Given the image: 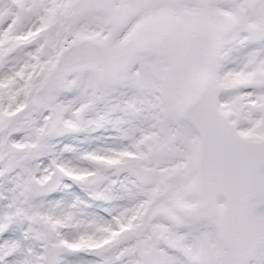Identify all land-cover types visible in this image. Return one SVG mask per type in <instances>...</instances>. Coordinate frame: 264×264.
Here are the masks:
<instances>
[{
  "label": "snow or ice",
  "instance_id": "1",
  "mask_svg": "<svg viewBox=\"0 0 264 264\" xmlns=\"http://www.w3.org/2000/svg\"><path fill=\"white\" fill-rule=\"evenodd\" d=\"M0 264H264V0H0Z\"/></svg>",
  "mask_w": 264,
  "mask_h": 264
}]
</instances>
